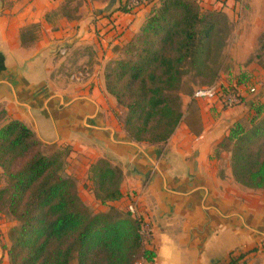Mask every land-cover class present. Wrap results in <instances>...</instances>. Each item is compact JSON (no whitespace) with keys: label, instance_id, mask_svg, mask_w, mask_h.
<instances>
[{"label":"crops","instance_id":"1","mask_svg":"<svg viewBox=\"0 0 264 264\" xmlns=\"http://www.w3.org/2000/svg\"><path fill=\"white\" fill-rule=\"evenodd\" d=\"M125 1L0 0V110L7 112L5 123L19 120L34 131L36 115L46 127L53 126L54 131L45 132L47 139L57 138L56 144L70 145L80 154L72 160L75 169L80 162L90 171L96 160L105 158L120 166L123 197L110 204L121 205L127 213L135 204L140 217L153 227L152 244L143 248L155 257L151 262L140 259L143 264H228L231 256L240 264H264V189H257L259 200L247 198L248 187L227 177L230 168L225 174L221 167L226 152L217 153L231 129L256 115L259 102L264 105V92L259 96L258 91L262 79L257 86L236 85L245 98L233 109L196 100L198 131L181 126L183 116L167 143L134 141L144 152L125 144L133 140L125 131L118 132L105 114L101 97L110 95L105 69L123 57L122 49L151 12L148 2L123 12ZM202 2L209 11L228 17L235 4ZM65 66L69 67L63 71ZM253 87L256 92L251 94ZM13 91L21 103L31 106L33 118L15 102ZM109 129L118 142L112 141ZM68 174L77 184L75 172ZM5 182L0 167V190ZM8 232L0 208V244L8 240ZM9 261L0 246V264Z\"/></svg>","mask_w":264,"mask_h":264},{"label":"trees","instance_id":"2","mask_svg":"<svg viewBox=\"0 0 264 264\" xmlns=\"http://www.w3.org/2000/svg\"><path fill=\"white\" fill-rule=\"evenodd\" d=\"M129 12L123 4L120 8ZM229 17L202 12L195 0H159L138 34L122 49L123 57L105 69V85L127 109L125 132L137 143H167L183 112L177 94L184 68H208L224 47ZM251 127L238 124L218 151L231 153L236 181L264 189V106L255 108ZM0 110V167L8 180L0 190L9 214L19 223L10 230V264H136L154 260L139 235L140 223L129 213L90 214L77 184L60 174L57 157L44 154L36 134L22 121L5 123ZM5 123V124H4ZM95 195L102 204L123 197V171L106 159L91 166ZM228 264H240L233 258Z\"/></svg>","mask_w":264,"mask_h":264},{"label":"rangeland","instance_id":"3","mask_svg":"<svg viewBox=\"0 0 264 264\" xmlns=\"http://www.w3.org/2000/svg\"><path fill=\"white\" fill-rule=\"evenodd\" d=\"M198 7L202 12L209 11L206 9L202 0H195ZM199 1V2H198ZM233 9L229 12V24L228 32L223 34L225 37L224 47L221 49L220 54L216 53L208 64L206 70L204 68L196 69L192 68L188 64L184 68L182 83L177 92L181 98V111L183 112V121L181 126L187 124L191 126L193 131L200 130V107L197 106L198 101L193 99L194 92L201 87L209 86L218 82H224L231 85H259V78L264 83V0H234ZM148 5L153 7L159 5V0H148ZM72 10V9H71ZM259 32H261L259 38ZM69 66H65L63 71ZM69 73V72H68ZM99 85V81H98ZM259 96L263 95L264 84L259 87ZM103 103L105 107V114L107 120L113 125L117 126L116 130L119 132L125 131V120L127 117V109L118 106L115 101L108 94L103 93ZM259 105H263L259 102ZM257 105L256 107H259ZM264 106V105H263ZM15 114L12 113V116ZM39 132L43 139L48 141L46 136L47 129L50 132L54 131V127H46L43 120L34 115ZM255 115H251L247 121L241 123L246 129L251 127V121ZM205 119H207L205 117ZM209 120V119H208ZM128 136V134H127ZM42 150L45 155L51 157H57L61 162L60 174L63 177H70L68 172H75L77 178V194L81 204L88 210L90 214L109 213L112 210H118L125 212L121 205L102 204L99 199L96 198L95 191L96 185L92 182L90 171L85 170V167L79 162L76 164V169L73 168V159L76 158V154L72 151V147L66 145H47L42 143ZM106 159V158H105ZM224 159V160H223ZM221 160V167L224 169L225 174L230 168L231 175L227 176L234 178L232 174V159L231 153L226 151L224 158ZM111 162L110 159H106ZM99 161L96 160L95 163ZM94 163V164H95ZM113 164V163H112ZM113 166L119 167V165L113 164ZM91 170V168H90ZM71 178V177H70ZM6 184L8 180L5 176ZM123 181V180H122ZM246 197L252 199V201L259 200V190L245 188ZM2 211H4L7 231L18 227L19 223L9 214L7 202L0 205ZM8 234V240L4 238L1 241L0 246L4 253H8V249L11 246V240ZM3 260L1 261V263ZM10 264V261L8 262ZM71 264H78L74 259Z\"/></svg>","mask_w":264,"mask_h":264},{"label":"built area","instance_id":"4","mask_svg":"<svg viewBox=\"0 0 264 264\" xmlns=\"http://www.w3.org/2000/svg\"><path fill=\"white\" fill-rule=\"evenodd\" d=\"M148 0H126L124 5L129 11L140 8L146 4ZM62 54H65L63 51ZM256 89L250 88L249 93L254 94ZM244 95L241 93L240 89L236 86L225 85L222 82L216 81L212 85L198 88L194 94V100H204L209 102H214L219 104L224 109H233L244 103ZM128 213L140 223L139 235L141 238V243L143 247H147L152 244L153 241V227L150 223L144 221L139 213L135 204H130L128 206ZM136 264H143L138 261Z\"/></svg>","mask_w":264,"mask_h":264},{"label":"water","instance_id":"5","mask_svg":"<svg viewBox=\"0 0 264 264\" xmlns=\"http://www.w3.org/2000/svg\"><path fill=\"white\" fill-rule=\"evenodd\" d=\"M0 58H2V56H1ZM0 61H1V60H0ZM13 96H14V100H15V102H16L18 105H20V106H22V107H25V108L30 112V115H31L32 118H33V114H32V111H31V106H29V105H27V104H24V103H21V102L19 101V99H18L17 94L15 93V91H13ZM96 106H97V105H96ZM98 111H99V109H98V106H97V112H98ZM33 121H34V125H35V127H34V131H33V132L36 134L38 140H39L41 143H43V144H47V145H51V146H52V145H55V144H56V141H57V138L54 139L55 141H54V140H48V141H46L45 139H43L42 136H41V134H40V132H39V128H38L37 122H36V120H35L34 118H33ZM109 132L111 133L112 141H113V142H118L117 139H116V135H115L114 130L109 129ZM123 143H124V142H123ZM125 144H129V145L134 146V147H136L137 149L143 151V149H142L137 143H135L134 141H133V142L128 141V142H126ZM143 152H144V151H143ZM150 161H151L152 165L155 166V168H156L158 171H160V170H159V167H158V165H157V163H156L153 159H150Z\"/></svg>","mask_w":264,"mask_h":264},{"label":"flooded vegetation","instance_id":"6","mask_svg":"<svg viewBox=\"0 0 264 264\" xmlns=\"http://www.w3.org/2000/svg\"><path fill=\"white\" fill-rule=\"evenodd\" d=\"M233 258H235V257H234V256H231L230 261H231Z\"/></svg>","mask_w":264,"mask_h":264}]
</instances>
